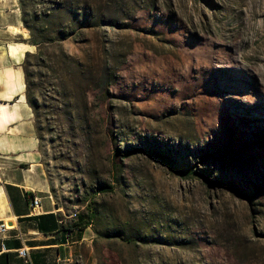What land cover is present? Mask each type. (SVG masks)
Returning a JSON list of instances; mask_svg holds the SVG:
<instances>
[{
    "label": "rangeland",
    "instance_id": "374dc122",
    "mask_svg": "<svg viewBox=\"0 0 264 264\" xmlns=\"http://www.w3.org/2000/svg\"><path fill=\"white\" fill-rule=\"evenodd\" d=\"M78 2L104 21L62 42L91 74L71 111L33 67L52 192L90 225L72 264H264V0Z\"/></svg>",
    "mask_w": 264,
    "mask_h": 264
},
{
    "label": "crops",
    "instance_id": "0c3cea01",
    "mask_svg": "<svg viewBox=\"0 0 264 264\" xmlns=\"http://www.w3.org/2000/svg\"><path fill=\"white\" fill-rule=\"evenodd\" d=\"M29 36L19 0H0V221L11 226L0 264H25L18 254L24 246L33 264H72L90 225L68 229L70 216L52 192L26 96L23 62L35 49Z\"/></svg>",
    "mask_w": 264,
    "mask_h": 264
},
{
    "label": "trees",
    "instance_id": "16d2710c",
    "mask_svg": "<svg viewBox=\"0 0 264 264\" xmlns=\"http://www.w3.org/2000/svg\"><path fill=\"white\" fill-rule=\"evenodd\" d=\"M23 6V22L30 30L29 43L35 45L37 50L27 52L23 62L26 81V96L31 106L38 138L41 141L40 109L42 108L38 89L42 88V83L37 81V73L33 67L40 68L39 75L45 76L44 69L53 75L55 82L51 83V91L62 100L61 106L67 111L73 108V100L68 97L69 86L79 74L88 77L90 74L89 66L84 60L69 54L62 42L73 36L76 32L83 29L96 28L101 25L103 19L95 16L91 7L82 4L78 0H58L53 8L41 13L37 9L27 10ZM75 121L73 116H70ZM41 146V145H40ZM189 171H194L190 168ZM91 207L93 203L90 204ZM96 217L97 211L94 212ZM80 221H73L68 224V229L86 227L84 218ZM98 231V230H97ZM106 232V235H121L120 229ZM99 232V231H98Z\"/></svg>",
    "mask_w": 264,
    "mask_h": 264
},
{
    "label": "built area",
    "instance_id": "2783aa9c",
    "mask_svg": "<svg viewBox=\"0 0 264 264\" xmlns=\"http://www.w3.org/2000/svg\"><path fill=\"white\" fill-rule=\"evenodd\" d=\"M33 206H40V198L37 196L33 197ZM11 228V226L6 221H0V253L8 250L6 243V233ZM18 254L24 258L25 264H33L32 258L30 256L29 248L26 246L18 250Z\"/></svg>",
    "mask_w": 264,
    "mask_h": 264
},
{
    "label": "water",
    "instance_id": "95a60500",
    "mask_svg": "<svg viewBox=\"0 0 264 264\" xmlns=\"http://www.w3.org/2000/svg\"><path fill=\"white\" fill-rule=\"evenodd\" d=\"M56 207H59V205L57 204V206Z\"/></svg>",
    "mask_w": 264,
    "mask_h": 264
}]
</instances>
